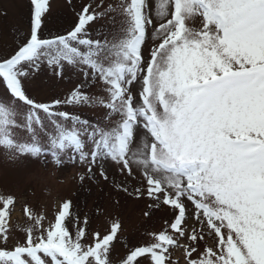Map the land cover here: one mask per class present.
<instances>
[{
    "label": "snow or ice",
    "instance_id": "obj_1",
    "mask_svg": "<svg viewBox=\"0 0 264 264\" xmlns=\"http://www.w3.org/2000/svg\"><path fill=\"white\" fill-rule=\"evenodd\" d=\"M66 6L62 32L53 0H29L26 30L0 9V160L71 166L160 228L122 240L119 216L93 228L64 197L51 220L25 203L18 235L4 191L0 264H264V0Z\"/></svg>",
    "mask_w": 264,
    "mask_h": 264
},
{
    "label": "rangeland",
    "instance_id": "obj_2",
    "mask_svg": "<svg viewBox=\"0 0 264 264\" xmlns=\"http://www.w3.org/2000/svg\"><path fill=\"white\" fill-rule=\"evenodd\" d=\"M82 2L87 0H74L77 5ZM28 3L29 0H0V9H7V20L10 24L26 30L29 26ZM73 19L74 13L66 6V0H53L52 15L49 17V25L53 31L62 32ZM8 45L14 47L13 36L5 33L0 37V46ZM0 168L7 176L0 183V192L16 193L18 196V202L11 215V223L18 235H22L28 226L27 217L23 212L25 203H28L34 211H43L51 220L55 205L64 197H71L81 213H87L90 218H94L93 228L109 222L114 216H119L125 228V237H122V240L128 238L133 243H138L147 238V232L160 228L161 221L144 218L142 208L137 206V201L117 194L110 185L101 186L103 190L95 185H85V188H81L73 179L76 169L71 166L57 169L51 164L47 166L40 164L24 171H16L0 160ZM87 188H90V191L86 190ZM115 200L121 202L119 208L114 206ZM97 209L99 212L96 211ZM123 252L124 249L118 244L113 259L116 260ZM173 254L174 258H180L182 261V249H174Z\"/></svg>",
    "mask_w": 264,
    "mask_h": 264
}]
</instances>
